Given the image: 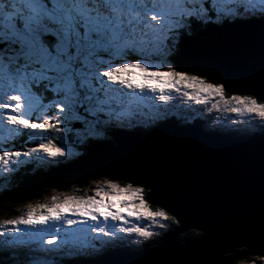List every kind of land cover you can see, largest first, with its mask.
<instances>
[{"label": "snow or ice", "instance_id": "6c2138e0", "mask_svg": "<svg viewBox=\"0 0 264 264\" xmlns=\"http://www.w3.org/2000/svg\"><path fill=\"white\" fill-rule=\"evenodd\" d=\"M172 93L204 108V125L215 110L224 134L261 140L258 170L214 166L202 192L225 239L264 248V0H0V173L70 158L109 169L87 177L91 195L53 194L0 221V264H108L157 234L141 221L192 223L177 171L193 162L118 140L167 121Z\"/></svg>", "mask_w": 264, "mask_h": 264}, {"label": "water", "instance_id": "95a60500", "mask_svg": "<svg viewBox=\"0 0 264 264\" xmlns=\"http://www.w3.org/2000/svg\"><path fill=\"white\" fill-rule=\"evenodd\" d=\"M155 127L152 132L120 133L118 140L130 151L159 147L173 157L193 162L191 169L177 171V182L184 189L185 216L191 218L192 223L174 226L145 252L116 249L106 253L102 260L108 264H226L230 259L258 255L264 248L245 247L242 240L225 239L228 224L217 204L203 194L202 177L214 166L258 170L261 140L206 131L197 124L182 125L170 119ZM104 151L93 147L88 154L100 157ZM108 170L105 166L84 169L72 159L59 167L38 171L24 179L8 196L0 197V209L5 202L21 204L38 198L44 189L59 190L66 183L82 186L86 180H91L87 177ZM151 205L158 207L159 203ZM188 230L200 231V238L180 241L178 234ZM226 255L232 256L225 258Z\"/></svg>", "mask_w": 264, "mask_h": 264}, {"label": "rangeland", "instance_id": "374dc122", "mask_svg": "<svg viewBox=\"0 0 264 264\" xmlns=\"http://www.w3.org/2000/svg\"><path fill=\"white\" fill-rule=\"evenodd\" d=\"M172 95L173 96H176V99L168 107H170V109H171V111H170L171 116H175L176 118H174V119L177 120V122L179 124H182L180 122H189L193 118L194 119L196 118V119L202 120V121H204L205 119H208L209 118V114L206 112V110L204 108L201 107L199 109H196V106H193V109L194 110H189L188 109V106L183 103V101L181 100V98L179 96H177L176 93H172ZM209 107H210V105H209ZM197 113H199V114H197ZM217 116H219L221 120L225 119V115L224 114L217 113V112H215V110H213L212 113H211V121H210V123L208 125H205V127H203V128L205 130H212L214 132H220L221 130H224V129H221L218 125H216L215 118ZM257 123H259L258 118H257ZM232 127H235V126L229 125V128H232ZM225 131L226 130H224V132ZM78 151H80V150H78ZM4 176H5L4 173H0V177H4ZM2 180H4V181H2V183H0V189L4 186V184L9 183V180L8 179H6V180L5 179H2ZM86 186L87 187L82 191L81 194H78L77 192H79V191H77V192H75V195H81V196L91 195L92 194V190H93L92 182H88V184ZM59 190H62V189H59ZM59 190H53V189H51L48 192V194H45L44 192L39 193L38 194V198H35V199H33V200H31V201H29L27 203L21 204L19 206L20 208H17L14 216H12L11 218H10V216L9 217L8 216H6V217H0V221L5 220L6 218H10V219L17 218L19 215H21V214H23V213H25L27 211V205L28 204L35 205L37 203H45V202H48L51 199V196L53 194H68V195H74V192H71V193L70 192H60ZM150 206H152V205H150ZM152 209L155 210L156 208H152ZM139 223L144 224L145 227H149L150 230L154 231L157 234L154 235L148 241H142V240H139L138 237H133L132 238V242L129 245H127L129 248L139 249L144 244H147L148 247H149L150 244H152L157 239V236L159 234H161L162 232L167 231L166 229L169 226L172 225V222L171 221L164 222L166 224V228L161 229V228H158V227H154L151 224H149L147 222H144V221H141ZM177 225L178 224H175V226H177ZM187 232H192V234L195 236V238H197V240H198V238H200V231L188 230ZM187 232H185L184 234L183 233L182 234L181 233L178 234V239L179 240H185V241L191 240V239L185 238V236H186L185 234ZM137 240H139V243L138 244L136 243ZM261 250H263V252L260 254V256L258 258H255L256 260H253L252 259L253 257H249V258H246V259L238 260L237 262H235L233 264H253V261H255V264H259V263L260 264H264V249H261ZM261 250H260V252H261ZM248 261H250V262H248ZM3 262L4 261L2 260V264H4ZM230 263L232 264V262H230Z\"/></svg>", "mask_w": 264, "mask_h": 264}, {"label": "trees", "instance_id": "16d2710c", "mask_svg": "<svg viewBox=\"0 0 264 264\" xmlns=\"http://www.w3.org/2000/svg\"><path fill=\"white\" fill-rule=\"evenodd\" d=\"M174 118H176V117L175 116H171V113L169 112L168 119L175 120ZM159 123H161V122H159ZM180 123H182L184 125H187V123L188 124L194 123V124L199 125L202 129H204L203 127H205V125L203 124V121L202 120H198L196 118L195 119L194 118L191 119V121H189V122H180ZM220 132L224 133V130H221ZM50 135H55V134H50ZM17 147H19V141H17ZM78 150L82 151L81 149H77V151ZM72 159H74V158H70L69 161L72 160ZM48 167H50V166L47 165V164H43V165L37 164V165L33 166L31 163H29V165L27 167L22 168L18 173L14 174L15 175V179H13V177L11 175H9L7 177L6 176L0 177V183H2V181H4L2 179H5V180L8 179L9 180V183L4 184V186L0 189V193L6 191L4 193V195L8 196L24 179L28 178L33 172L38 171V170H43V169H46ZM87 184L88 183H84L82 186L78 187L76 185H70V184L66 183V184L61 185L62 186L61 187L62 190H59V191L60 192H70V193L74 192V194H75V192H77L76 189H80V191L77 192V193L81 194L82 191L87 187L86 186ZM50 190L49 189H46V190L44 189L42 192H44L45 194H48V192ZM27 202H29V201H27ZM27 202H24V203H27ZM21 204H23V203H21ZM21 204H9L8 202H5L2 205V208L0 209V217L12 216V214H14L16 212L17 208H20L19 206ZM173 225H174V223H172V225L169 226V229L170 228L172 229ZM185 235L184 236L187 239L195 238V236L192 234V232H187ZM239 252H242V251H239ZM262 252H263V250H261V252L258 254V256L255 255V256H250V257H253L252 259L256 260L255 258H258ZM231 256L232 255H226L225 258H230ZM3 260H5L6 263L8 264V258L7 257H5ZM237 261L238 260L230 259V262H232V264L237 262ZM250 261H248V262H250ZM230 262H228V263L231 264ZM228 263H226V264H228Z\"/></svg>", "mask_w": 264, "mask_h": 264}, {"label": "bare ground", "instance_id": "6f19581e", "mask_svg": "<svg viewBox=\"0 0 264 264\" xmlns=\"http://www.w3.org/2000/svg\"><path fill=\"white\" fill-rule=\"evenodd\" d=\"M206 131H209V130H206ZM88 182H92L91 180H86L85 183H88ZM181 241V240H180Z\"/></svg>", "mask_w": 264, "mask_h": 264}, {"label": "clouds", "instance_id": "9594fccd", "mask_svg": "<svg viewBox=\"0 0 264 264\" xmlns=\"http://www.w3.org/2000/svg\"><path fill=\"white\" fill-rule=\"evenodd\" d=\"M15 215V214H14Z\"/></svg>", "mask_w": 264, "mask_h": 264}]
</instances>
